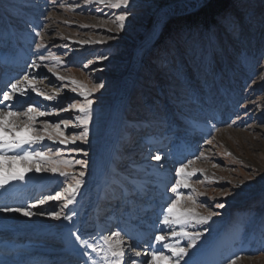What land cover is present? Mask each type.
<instances>
[{"label": "rangeland", "instance_id": "1", "mask_svg": "<svg viewBox=\"0 0 264 264\" xmlns=\"http://www.w3.org/2000/svg\"><path fill=\"white\" fill-rule=\"evenodd\" d=\"M214 1L129 0L120 9L105 8V18L98 8H85L82 0H0V92L11 91L10 83L17 80L23 88L24 75H39L47 78L33 83L53 97L44 101L29 89L27 96L17 93L5 103L25 110L41 103L60 108L73 97L82 99L79 89L71 92L75 85L70 81L87 89L103 84L92 94L88 141L68 146L88 152L72 154L87 162L76 203L62 210L66 201L49 200L29 209L34 213L30 216L0 212V242L20 243L21 248L4 254L0 249L5 258H28L35 249L38 264H85L79 244V253L67 251L66 237L72 236L69 229L87 224L92 211L105 236L134 230L130 241L141 256H148L154 236L145 222L153 221L159 231L176 173L193 160L188 170H198L200 182L180 191L190 193L196 203L182 199L177 212L192 217L186 230L206 232L189 250L191 259H184L189 264H229L239 256L235 264H264V0H219L220 9L206 14ZM125 11L129 14L120 29L119 22H111V13ZM37 44L47 47L38 50ZM40 52L63 62H40L54 65L63 81L43 66L38 71L29 67ZM14 61L18 65L13 69ZM61 84L68 86L57 94ZM74 111L38 119L57 120ZM157 154L160 161L151 159ZM64 170L78 177L81 168ZM63 180L58 173H29L17 190L9 184L10 191L0 192V207L27 208ZM217 203L225 207L216 208ZM69 209L77 213L72 222L49 215ZM209 210L218 215L208 224H197L195 218ZM172 227L181 230V225ZM176 241L187 243L172 238ZM44 249L50 255L39 254Z\"/></svg>", "mask_w": 264, "mask_h": 264}, {"label": "snow or ice", "instance_id": "2", "mask_svg": "<svg viewBox=\"0 0 264 264\" xmlns=\"http://www.w3.org/2000/svg\"><path fill=\"white\" fill-rule=\"evenodd\" d=\"M55 3V0H52ZM82 4L87 8L88 6L96 7L101 12H104L105 8L120 9L121 6H128L129 0H82ZM76 7H80V4H76ZM102 6V7H101ZM128 12H114L111 16L114 19L112 23H117V27L123 29L124 22L128 16ZM105 18H108L109 13L104 12ZM81 27H87L82 25ZM37 37L41 36L40 32H36ZM113 38V37H110ZM47 47L44 44H37L36 48ZM59 47V45H56ZM56 60L58 64L63 63L59 61L58 57L52 53L40 52L38 57L32 60L29 67L38 71L42 66L47 68L48 72H51L56 76L57 80L63 81L64 77L56 75L54 71V65L48 64L42 65L40 62L49 60ZM102 59H106L103 57ZM88 67L87 64L84 65ZM46 76L39 75H24L22 80L27 81V84L23 88L18 87L21 83L20 80L10 83L9 87L11 91L0 92V190L7 191V186L13 182H24L26 179L25 173H53L60 177H64L63 181H60V187L54 192L43 196L36 203L28 205L27 208L21 207H0V212H19L24 216L33 215L29 209L37 207L39 204H44L49 200L66 201L61 206V209L68 208L69 205H73L77 201V196L80 193L82 187V177L85 175L83 171L87 167V162L83 159H76L73 153L84 156L88 155L86 149L80 147H68L69 145H76L78 141L87 142L89 137V125L93 122V104L94 98L92 94L103 87V84L97 82L93 84L91 89H87L83 84H77L75 80L70 81L75 87H71V92L77 93L82 99L71 98L64 107L57 108L54 105L45 106L41 104H29L25 109H17L12 104L5 103L12 101L14 94L19 93L20 96H27L28 90L35 93L36 96H42L44 101L52 100L53 97L43 93L33 83L34 80L46 79ZM66 84H61L57 89L59 91L67 87ZM19 97H17V100ZM75 110L74 113L68 117H61L57 120L47 121L39 120L40 117H45L56 113L59 115L61 112H69ZM23 118V119H21ZM41 124L42 127H37V124ZM81 129L80 131H67L69 128ZM50 142L45 145V141ZM55 143L62 147L53 149L51 144ZM39 145L40 147H33ZM199 159L200 157H196ZM151 159L156 161L161 160V155L157 154ZM21 164L25 169V172L16 170V165ZM194 163L193 160H188L187 164H182L176 173L175 184L171 186L170 191L173 193V197L169 199L168 204L161 211V219L158 221L160 229L154 236V245L158 247H151L148 253L151 255L150 264H189L185 257L189 256V250L196 248L198 241L205 235L206 230L201 229L195 232L186 230V226L192 219L187 213L177 212V208L182 199L191 200L192 203H196V200L190 193L181 192V189L191 188L192 183L200 182L199 176L195 169L188 170L189 165ZM75 165H79L81 170L77 175L69 174L64 169H74ZM216 167L217 165H213ZM196 177L195 180H192ZM31 179V177H28ZM44 177H38L43 179ZM216 208H224V203H217ZM53 211L49 215H52L55 219L61 218L65 221L72 222L73 216L77 215L74 210L69 209V213H63ZM218 215L214 210H209L207 216H199L195 218L197 224H208L213 216ZM181 225V230L177 231L172 226ZM74 227V226H73ZM72 236L75 237V241L84 249L82 255L86 257L85 264H149V262L133 259L131 253H135L136 257H140L142 252L137 250L136 246L128 243V240L132 239L123 229L110 232L107 236L100 235L99 240H103L104 243H92V240H97L95 234H89L88 239H84L80 235L78 230L69 229ZM180 237L186 239L187 243L181 245L179 241L172 242V238ZM167 250V251H165ZM171 253L169 256L167 253ZM95 254V255H93ZM99 257V259H96ZM127 257V259H125ZM236 259L239 256L230 260L229 264H235ZM2 264V262H0ZM194 264V262H193Z\"/></svg>", "mask_w": 264, "mask_h": 264}, {"label": "bare ground", "instance_id": "3", "mask_svg": "<svg viewBox=\"0 0 264 264\" xmlns=\"http://www.w3.org/2000/svg\"><path fill=\"white\" fill-rule=\"evenodd\" d=\"M13 64H16V66L13 67V69H14L15 67H17L18 62L17 61L11 62V65H13ZM15 167H16V170L17 171L25 172V169L22 167L21 164L18 163ZM28 174L29 173H25V175H28ZM22 183H25V181L24 182H13V183H11L10 185H12V186H11L10 190H17L19 188V186H22L23 185ZM10 190H7L5 192H4V190H0V192L7 193ZM1 196H2V194L0 195V197ZM0 205H1V203H0ZM89 215H90L89 217L86 216L87 217L86 218L87 219V224H81L79 226L80 228H77V230L79 231L80 235H82L84 237V239H88L89 234H93V233L96 235L97 238H99V236L101 234L104 235L103 234L104 228L101 227V225L99 224V222L97 221V219L94 217V212L93 211L90 212ZM154 216H155V214H154ZM82 225H83L84 230H82ZM99 225H100L101 231H99L97 229ZM89 226L93 227L95 229V231L92 230V228H90ZM146 226H149V232L152 233L153 236H155V234L158 233L157 232V228L153 224V221L145 222V227ZM88 231H90L91 233H88ZM125 232L127 234H134V233L136 234V232L134 230H133L134 233L131 232V229H129V230L125 231ZM66 239L67 240L69 239V244H68V250L67 251L70 252V253H76V252L79 253V251L77 249V244L78 243L75 241V237L74 236H68V237H66ZM103 243L104 242H101L100 244L102 245ZM128 243L131 244V245H134L130 240H128ZM19 244H14L13 245L12 243L4 244V242H0V249H2V251H4V253L5 252H8V253H11V252L18 253V250L21 251L20 246H18ZM140 244H142V243H140ZM152 247H158V246H156V245L153 244ZM148 250H150V247H148ZM34 251H36V250L35 249H31V251H29L31 254H29V257L28 258L27 257L25 258L24 256L18 254L16 256L17 257L16 260L15 259L14 260H10L8 258H4L2 256V252H0V262H2V264H38L39 261L41 260V259H39L40 255H38L36 253H33ZM83 251H84V249L82 248V252ZM43 253H45V254H43ZM43 253H41V251L39 252V254H41V255H50V254H48L49 251H47L46 249L43 250ZM146 253H148V252H146ZM131 254L134 255V252L131 253ZM19 257L21 258L22 261L19 260ZM144 257H146V258H144ZM136 259H138L140 261L147 259L149 261V264H150L151 255L148 254V256L136 257ZM50 261H52V260H50ZM46 264H52V263H46ZM240 264H250V262L245 261V262H240Z\"/></svg>", "mask_w": 264, "mask_h": 264}, {"label": "trees", "instance_id": "4", "mask_svg": "<svg viewBox=\"0 0 264 264\" xmlns=\"http://www.w3.org/2000/svg\"><path fill=\"white\" fill-rule=\"evenodd\" d=\"M222 4H223V3H220L219 0H215L214 3H212V4L210 5V7H208V8L206 9V11H205L206 14H210V15H211L212 13H213V14L216 13V12L220 9L219 7H220ZM209 10H210V11H209ZM210 15H209V16H210ZM209 16H208V17H209Z\"/></svg>", "mask_w": 264, "mask_h": 264}]
</instances>
